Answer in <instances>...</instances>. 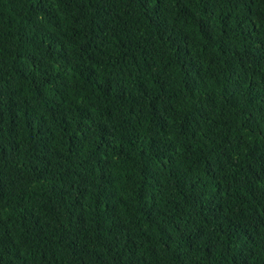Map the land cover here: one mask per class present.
I'll use <instances>...</instances> for the list:
<instances>
[{"label":"trees","instance_id":"obj_1","mask_svg":"<svg viewBox=\"0 0 264 264\" xmlns=\"http://www.w3.org/2000/svg\"><path fill=\"white\" fill-rule=\"evenodd\" d=\"M0 264H264V0H0Z\"/></svg>","mask_w":264,"mask_h":264}]
</instances>
